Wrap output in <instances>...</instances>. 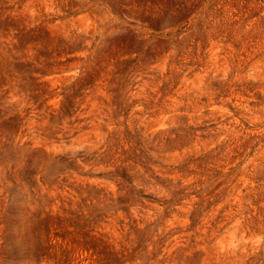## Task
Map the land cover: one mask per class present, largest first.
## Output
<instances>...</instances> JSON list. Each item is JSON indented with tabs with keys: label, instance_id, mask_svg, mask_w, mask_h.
<instances>
[{
	"label": "rangeland",
	"instance_id": "374dc122",
	"mask_svg": "<svg viewBox=\"0 0 264 264\" xmlns=\"http://www.w3.org/2000/svg\"><path fill=\"white\" fill-rule=\"evenodd\" d=\"M173 7L190 13L173 30H137L93 52L94 41L72 39L92 34L78 0H0V81L7 89L11 69L33 67L29 98L53 110L50 122L68 98L72 137L93 146L95 169L75 182L115 184H78L98 203L114 199L124 229L119 246L81 238L84 264L112 247L120 264H264V251L227 247L264 235V28L243 31L249 2ZM76 64L87 80L68 84Z\"/></svg>",
	"mask_w": 264,
	"mask_h": 264
},
{
	"label": "clouds",
	"instance_id": "9594fccd",
	"mask_svg": "<svg viewBox=\"0 0 264 264\" xmlns=\"http://www.w3.org/2000/svg\"><path fill=\"white\" fill-rule=\"evenodd\" d=\"M181 2L78 0L81 10L91 16L92 34L89 37L88 29L82 28L79 31L83 35L72 39H78L89 48L94 41L96 48L92 51L95 52L129 38L137 30L153 35L166 33L190 14L173 7L174 3ZM246 2H249L248 10L253 18L248 20L243 31L264 28V11H261L264 0H240L241 4ZM83 69V64L73 65L66 82L72 84L80 78L86 82ZM34 70L29 65H16L10 70L7 89L0 81V264H84L81 238L90 241L95 238L101 247H106L100 238L111 237L109 243L119 246L123 244L124 229L116 225L120 217L114 199L105 198L98 203L93 196L87 195L91 189L86 191L78 184L105 188H115V184L95 179L75 182L78 170L95 171L85 164L93 158L89 150L93 146L86 139L72 137L68 98L61 97L65 110L51 122L52 109L45 105L38 110L39 99L29 98ZM60 116H63L62 123ZM61 128L63 131L57 136ZM113 174L119 175L115 171ZM116 195L119 193H107V197ZM233 239L235 243L227 245L233 255L238 246L241 251L250 246L245 256L264 251L257 247L264 242V235L248 238L241 235L238 240ZM121 252L120 247L109 248L95 264H120Z\"/></svg>",
	"mask_w": 264,
	"mask_h": 264
}]
</instances>
